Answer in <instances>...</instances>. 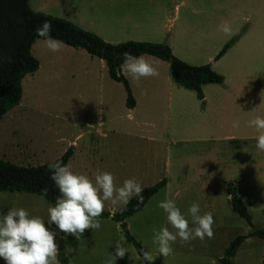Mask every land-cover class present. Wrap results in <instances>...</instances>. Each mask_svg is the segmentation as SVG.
<instances>
[{"label": "rangeland", "instance_id": "obj_1", "mask_svg": "<svg viewBox=\"0 0 264 264\" xmlns=\"http://www.w3.org/2000/svg\"><path fill=\"white\" fill-rule=\"evenodd\" d=\"M152 1L153 3L147 4L150 8L136 7L134 10L128 8L127 4L113 5L111 0H27V4L34 11L67 19L80 28L95 33L104 41L116 43L132 35L127 31L133 29L132 26L137 21L166 30L163 25L167 28L166 18L172 15L173 0ZM183 1L185 7L181 11L189 10L190 7L196 9L195 14L186 16L197 26L196 32L206 22L210 23L209 26L216 25L215 28L218 29L222 21H227L230 27L239 23V33L246 25V17L250 19L249 22L259 18L264 24V0ZM184 17L179 14L172 29ZM63 45L61 51L54 53L44 46L42 38L35 39L31 44L30 53L37 59L38 68L22 77L18 104L0 117V159L18 165L35 166L58 157L71 144L74 145L75 160H83L91 155L95 159V154L88 153L87 148L91 139L96 140L95 132L100 128L106 131L102 145L113 148V153L105 155L114 162L107 164L115 168L111 174H116L117 186H121L127 179V172L133 171L142 187L152 185L155 177L161 175L165 155L162 149H165L170 138H164L165 131L178 136L186 123L184 118H179L175 113L165 114L163 110L161 83L164 78L161 76L155 81L159 83L154 90L156 100L150 102L147 110L138 103L128 109L124 105L122 85L110 79L105 68L97 61L90 62L87 53L76 54L73 51L76 49L71 52L65 49L70 47ZM130 81L136 99H140L144 97L145 85L147 82L151 83L152 77L143 78L138 83L130 77ZM159 140L162 143L156 142ZM72 141L74 142L71 143ZM198 145L202 144L187 143L186 151H182L181 143L169 148L170 161H176L177 166L183 167L188 176L193 172L189 167L198 164L192 156ZM68 165L74 171L73 162ZM177 166L174 169L175 176ZM148 169L150 174H144ZM257 180V175L249 172L248 179L242 180L237 186L235 184L236 194L246 206L251 226L264 231V184ZM173 188H177L180 194L172 200L179 201L182 214L189 220L191 217L188 209L192 203L199 204L201 214L212 213L215 221L214 238H205L203 242L196 239L189 245L182 244L178 238L172 245L173 254L163 257L158 252V245L153 243V230L165 226L172 230L165 212L157 205L172 197ZM33 195L42 207L50 206L42 197ZM5 204L6 198L0 196V213H3ZM124 221L129 234L136 237L144 250L150 251L155 257L153 264H217V257L222 255L227 241L238 234H246L252 228L231 210L225 184L219 180L199 186L180 183L174 179L168 192H159L146 207ZM100 222L101 225L110 227L112 234L120 235L124 241L117 223L109 218ZM116 243L113 241L112 244L115 246ZM110 258L111 255L105 251L101 256V264H106ZM233 258L232 264H264V237H246ZM144 262L138 255L128 251L125 258L119 262L114 261V264ZM0 264H4L2 258Z\"/></svg>", "mask_w": 264, "mask_h": 264}, {"label": "crops", "instance_id": "obj_2", "mask_svg": "<svg viewBox=\"0 0 264 264\" xmlns=\"http://www.w3.org/2000/svg\"><path fill=\"white\" fill-rule=\"evenodd\" d=\"M172 2L173 12L170 17L166 18L167 28L165 24L163 25V28L166 29L165 31L152 27V25L146 26V24L137 21L133 24V29L127 31L128 34L130 33L132 35L122 40L132 39L164 42L170 47L171 52L176 57L178 56L181 60L189 64L198 65L210 62L212 70L219 73L223 80L221 83L202 84V99H198L193 90L183 88L172 81L167 62L148 54H142V56L156 66H164L165 68H158L159 76L152 77L151 83H146L144 97L136 99V93L131 85L130 77H126L134 96L133 107L138 103L143 106L144 110H147L150 102L153 103L156 100L154 90L159 83L155 81L162 76L164 81L161 83V99L165 114L170 115L175 113L179 118L186 120L180 135L173 136L169 131H165L164 138L167 136H170V138L165 149H162L165 155L161 175H157L154 179V182H157L161 178H164L165 183L145 201L138 211L146 207L152 197L159 192H168L174 179L180 183L197 184L199 186L211 184L215 180H219L223 184L234 182L237 186L242 180L248 179V173L252 172L259 178L257 181L264 184V152L256 148L255 137L258 135L257 131L248 126V121L254 117L260 116L264 118L263 21L256 18L253 22H249L250 19L246 17V25H244L242 31L237 32L240 24L235 23L231 26V35L218 32L215 28L216 25H213L214 27L209 26V22L204 23L198 29L199 32H196L197 26L186 18V16L195 14L196 9L190 7L189 10L181 11L180 9L185 7V1L173 0ZM111 3L113 5L118 3L122 5L127 4L129 6L128 8L134 10L136 7L148 9L150 5L147 4L153 3V1L111 0ZM179 14L185 17L178 22L175 29H172L179 18ZM211 27H213V30H211ZM232 37H234V40L224 53L213 60L216 53ZM67 47L70 46L67 45ZM65 49L71 50V52L72 49H76L73 51L80 55L86 53L81 48L70 47ZM88 57L87 59L90 62L97 61L98 64L106 69L103 60L94 56ZM165 63H167V66ZM233 121H239V127H232ZM95 135L96 140L93 141L91 139L87 148L88 153L95 154V159L92 157L94 155H91L88 156L89 158L85 157L83 160H75L74 145L71 144L72 153L65 163L68 165L73 162V172L86 174L93 179L97 172L107 171L112 173L115 170L112 165L107 164L114 162L105 155L109 152L113 153L111 150L113 148L109 146L105 147L101 143L102 138L106 137V131L98 128ZM91 138L94 137L92 136ZM177 143H181L182 151L188 149V147H185L187 143L202 144L198 145L196 147L197 150L194 149L192 154L194 162L196 160L198 164L189 167L193 171L191 176L186 175V170L183 167L177 166L176 161L174 163L170 161L168 155L169 148ZM151 149L155 148L151 147ZM189 157H191V153ZM108 159L110 161H107ZM176 166L177 174L175 176L174 169ZM255 169L256 172H253ZM144 174H150L149 169ZM113 175L114 177L116 176L115 173ZM126 175L127 179L132 176L136 180L139 179L134 175V171L133 173L127 172ZM13 192L17 194H12ZM33 194L0 190V196L6 198V204L2 208L3 213H6L10 208H24L29 212L30 216L43 218L47 225L48 207H42L40 201ZM171 194L172 197L170 199H175L180 194V191L177 188H173ZM176 203H178L177 206L180 208L179 201L176 200ZM107 204L105 210L111 212V205ZM99 219L103 220L106 218L99 217ZM47 226L53 231H57V243L58 230L56 226ZM107 229L110 231H107ZM61 241L63 251L67 258V264H101V256L105 251L111 257L114 255L113 241L122 243L127 251L135 253V256L137 255L136 250L130 242L126 241L125 238V242L122 241L120 235L115 236L112 234L110 227L103 225L98 230H87L79 240L71 235L65 237L62 234ZM142 249L144 250L143 247ZM235 253L230 257V264H232ZM119 261L116 260V262Z\"/></svg>", "mask_w": 264, "mask_h": 264}, {"label": "trees", "instance_id": "obj_3", "mask_svg": "<svg viewBox=\"0 0 264 264\" xmlns=\"http://www.w3.org/2000/svg\"><path fill=\"white\" fill-rule=\"evenodd\" d=\"M45 20L52 24L50 35L53 38L70 47L81 48L89 56L103 60L108 77L123 87L126 108L133 107L134 99L127 79L124 75L117 74L124 53H130L134 56L148 54L167 62L172 81L183 88L193 90L198 99H202V84L221 83L223 80L219 73L212 70L210 62L198 65L186 63L176 57L164 42L129 39L110 43L67 19L30 9L27 0H0V117L18 104L21 97L20 81L22 77L25 74L35 72L38 68V61L30 53V46L35 39L42 38L37 36L36 29ZM233 40L234 37L229 39L216 53L213 60L222 55ZM71 153L72 146L69 145L58 157L35 166L18 165L0 159V190L34 193L42 197L50 206H54L59 190L50 178L49 164L57 160L65 164ZM164 183V178H161L154 184L143 187L141 195L144 199L142 203L133 197L126 210L117 211L115 215L104 210L100 217L109 218L118 223L125 240L132 244L140 258H142V246L129 234L124 220L127 216L140 210L145 201ZM43 189H47L46 195L43 194ZM225 192L228 195L231 210L251 226L250 215L246 206L236 194L235 183H225ZM62 234L58 231V259L61 264H67V258L62 248ZM254 235L264 237V231L252 227L246 234L234 236L217 259L218 264H230V257L233 256L238 245L246 237Z\"/></svg>", "mask_w": 264, "mask_h": 264}, {"label": "clouds", "instance_id": "obj_4", "mask_svg": "<svg viewBox=\"0 0 264 264\" xmlns=\"http://www.w3.org/2000/svg\"><path fill=\"white\" fill-rule=\"evenodd\" d=\"M51 30V22L45 20L36 33L43 38V44L50 52H59L64 47L63 42L53 38ZM217 30L226 35L232 34L227 21H222ZM117 74L131 77L138 83L143 78L156 77L160 73L158 67L144 56L124 53ZM248 126L257 131L256 148L264 152V118L256 116L248 121ZM232 127H239V121H233ZM49 169L59 195L55 205L47 209V225H55L65 237L71 235L79 240L87 230L100 229L99 217L106 203L111 205L110 211L115 215L117 211L126 210L133 197L143 202V188L135 178L125 179L121 186H117L110 172H97L93 179L86 174L73 172L71 165L59 160L51 162ZM42 191L44 195L47 194V189ZM157 206L165 212L167 223L172 229L165 226L153 230V243L158 245L161 256L173 254L172 245L178 238L184 245L196 239L203 242L205 238H214L213 215L210 212L201 214L198 203H192L188 209L191 220L182 214L172 199L162 200ZM47 225L43 218L30 216L24 208H10L6 213H0V258L5 264H60L57 231ZM127 254V249L117 242L114 255L106 264H114V261L125 258ZM141 257L146 264L155 261V257L147 250H142Z\"/></svg>", "mask_w": 264, "mask_h": 264}]
</instances>
